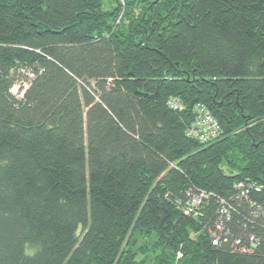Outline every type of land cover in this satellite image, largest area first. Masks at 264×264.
<instances>
[{"label": "trees", "instance_id": "1", "mask_svg": "<svg viewBox=\"0 0 264 264\" xmlns=\"http://www.w3.org/2000/svg\"><path fill=\"white\" fill-rule=\"evenodd\" d=\"M197 104L209 144L187 134ZM178 254L264 264V0H0V264Z\"/></svg>", "mask_w": 264, "mask_h": 264}, {"label": "built area", "instance_id": "2", "mask_svg": "<svg viewBox=\"0 0 264 264\" xmlns=\"http://www.w3.org/2000/svg\"><path fill=\"white\" fill-rule=\"evenodd\" d=\"M121 3L123 4V0H121ZM34 78L33 73H30V80ZM29 88V82H23L22 84H18L14 86L12 92L13 94L18 97L19 99L24 98V94L26 90ZM169 108L177 111H184L185 107L182 101H180L177 98H172L169 101ZM194 112L196 115V118L193 122V125L188 129L187 134L189 137L197 142H200L201 144H209V142L215 141L218 138H220V135L222 134L221 125L217 120L214 118L212 113L202 104H197L194 108ZM236 187L241 191V195L247 196L251 190L256 189L258 192L261 191V188L246 184V183H239L236 185ZM204 195V193H201L200 196L190 195L188 201L183 204V211L186 216H195L197 217L199 215V211L197 210L201 205V198ZM220 215L225 216L226 219H229L230 211L227 209L226 206H223L221 209ZM211 232L212 237V243L216 246H220L225 242L227 232H225V227L223 223H218ZM250 244L245 245L241 240L236 239L233 243V250L235 252H238L243 255L247 254H254V250L256 249V241L252 237L250 239ZM177 261L174 264H179V261L181 260L182 256L181 254L177 255Z\"/></svg>", "mask_w": 264, "mask_h": 264}, {"label": "rangeland", "instance_id": "3", "mask_svg": "<svg viewBox=\"0 0 264 264\" xmlns=\"http://www.w3.org/2000/svg\"><path fill=\"white\" fill-rule=\"evenodd\" d=\"M30 73L31 72H29V71H25L24 72V74L26 75V77L29 78V79H30ZM141 243H142V241L139 242V244H141Z\"/></svg>", "mask_w": 264, "mask_h": 264}]
</instances>
